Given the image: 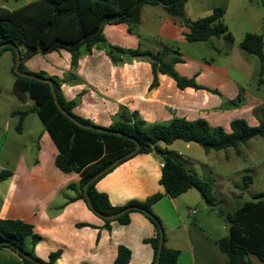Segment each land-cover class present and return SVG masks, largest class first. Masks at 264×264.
<instances>
[{
    "label": "crops",
    "instance_id": "obj_1",
    "mask_svg": "<svg viewBox=\"0 0 264 264\" xmlns=\"http://www.w3.org/2000/svg\"><path fill=\"white\" fill-rule=\"evenodd\" d=\"M148 6L157 5L148 4L142 8L139 27L144 36L176 41L181 48L193 44L198 47L197 43L186 41L183 34L189 29L177 23L162 6L159 5L161 10L157 13L147 16L144 8ZM254 6L250 13L256 17L252 29L245 31L238 40L233 34L235 45L229 55L219 54L214 49L223 46L222 40H217L206 45L218 61L212 59L204 63L182 54V61L175 65L177 72L188 78L196 76L198 84L218 90L226 100L235 99L244 89V83L230 75L231 69L247 79L249 74H257L260 69L257 57L246 54L240 47L247 33L262 32L264 36V12L258 4ZM239 14L245 15V9ZM148 24L154 25L153 33L148 31ZM103 32L115 46L136 48L139 45L138 36L130 33L123 23L106 25ZM43 57L45 61L38 56L28 59L27 70L46 72L58 78L62 81L61 90L66 100L79 98L73 112L103 127H109L119 108L125 106L139 112L149 123L168 122L179 116L188 120L205 119L211 126H222L230 132V123L235 119H245L249 125L257 126L255 112L264 105L263 100L251 98L245 91L247 103L234 109L224 108L218 95L206 89H180L164 74L158 75V85L151 88L153 73L147 61L132 59L114 64L105 51L97 47L81 56L76 71L71 69L70 56L66 52L60 55L53 52ZM252 90L255 94L264 93V85L260 89L256 83ZM176 143L161 146L173 151L171 148ZM185 147L190 149V143ZM57 153L40 119L26 130L22 127L21 132L11 130L6 124L0 132V174L9 172V175L0 179V219H19L33 225L41 239L33 247L28 238L26 246L44 262L58 252L56 264H117L118 249L124 246L131 252L126 264H153L154 249L145 240L157 235L155 225L144 214L134 211L128 224L112 221L107 228L83 199L70 200L79 190L70 189L69 185L78 184L80 177L76 173L64 174L57 168ZM162 167V161L154 152L139 153L100 179L96 189L107 194L115 207H123L130 201L144 202L154 194H163L152 209L165 228V244L180 252L177 264H228L227 255L217 243L221 237L208 233L198 218L192 216L194 211L192 213L190 207L180 210L179 199L193 197L194 190L177 198L169 197L160 183ZM249 259L252 264H264L256 256L251 255ZM0 264L23 262L16 253L2 248Z\"/></svg>",
    "mask_w": 264,
    "mask_h": 264
},
{
    "label": "trees",
    "instance_id": "obj_2",
    "mask_svg": "<svg viewBox=\"0 0 264 264\" xmlns=\"http://www.w3.org/2000/svg\"><path fill=\"white\" fill-rule=\"evenodd\" d=\"M189 0H34L18 9L9 10L0 7V46L7 44L0 51L10 48L14 52L16 61V48L24 46L26 51L22 54L19 69L23 71V62L35 55H43L60 49L71 53V69L76 71L82 55L91 53L97 47L105 51L114 64L125 60L147 61L152 68L153 81L151 88L158 85V75L171 77L180 89L192 87L206 89L223 100L224 108H238L245 104L243 92L233 100H226L223 95L214 89L197 83L196 76L191 78L180 75L175 65L182 61L180 48L176 44H163L156 52L142 51L141 49H125L112 45L106 40L103 30L109 24H127L130 33L141 24L142 8L145 5H160L167 13L189 29L184 37L189 43L211 42L215 38H223L221 48L214 49L219 54L229 55L234 45L233 34L224 23L225 11L216 8L210 15L190 21L185 17V7ZM264 10V3H261ZM241 49L250 55H255L260 63L257 85H264V36L263 33H247L241 44ZM25 70V69H24ZM28 74L52 79L57 98L61 108L71 115L77 122L66 116L56 105L50 84L38 80L16 76L13 91L22 102L33 99L36 103L33 109L44 129L51 136L56 148L55 164L64 174L76 173L80 177L78 184H70L69 188L79 190L74 200L83 199L88 208L103 219L109 228L112 221L126 225L130 222V214L134 211L144 214L156 227L155 238L146 239L154 249V261L158 255L161 230L165 231L161 219L154 213L152 206L163 194L157 193L144 202L130 201L123 207L112 206L107 194L98 192L96 184L105 175L117 166L139 153L154 152L163 163L160 183L166 194L177 198L190 189L197 190L208 205H213L215 197L212 194L213 186L210 181L203 180L192 173L182 162L178 155L163 148L161 144L169 146L176 141L199 144L206 153L238 147L256 137H264V121L258 126H251L245 119H235L230 123L231 131L222 126L213 127L205 119L188 120L174 116L168 122L149 123L141 118L139 112L131 111L121 106L113 117L109 127L96 125L93 121L76 115L73 109L78 105L79 98L68 101L63 96L61 83L58 78L51 77L45 72L23 71ZM77 80L81 81L77 76ZM1 93V87H0ZM22 120L28 112H19ZM21 122L16 127L21 132ZM85 124L100 129H109L120 133H104L79 125ZM140 143V150L135 155L120 161L113 169L91 182L87 193L92 204L88 205L84 188L97 173L113 164L118 158L134 150ZM9 172L0 174V179L7 177ZM253 183L250 175H245L243 187L248 188ZM242 187V186H241ZM134 206V207H132ZM127 207H131L121 216L106 220L103 216L115 214ZM227 220V234L218 239L220 250L228 257V264H252L249 256H256L264 262V192L253 196V200L244 201L232 211L223 215ZM31 238L34 247L41 239L35 233L33 225L19 219H0V249L8 248L16 253L23 264H35L21 254L27 253L41 264H56L60 254L53 253L49 261L44 262L35 256L33 249L26 246L27 239ZM179 250L167 248L164 245L159 264H177ZM131 252L128 248L120 246L117 264L129 262Z\"/></svg>",
    "mask_w": 264,
    "mask_h": 264
},
{
    "label": "rangeland",
    "instance_id": "obj_3",
    "mask_svg": "<svg viewBox=\"0 0 264 264\" xmlns=\"http://www.w3.org/2000/svg\"><path fill=\"white\" fill-rule=\"evenodd\" d=\"M32 1L34 0H0V7L15 10ZM254 3L258 4L263 10L261 3H264V0H189L185 7V17L190 21H194L210 15L216 8H222L225 11L223 21L229 27V31L234 34L236 40H238L243 37L245 31H249L253 27V20L256 17L250 15V13H253V7H255ZM158 9L161 10L159 5L148 6L144 8V13L148 16L149 14L157 13ZM243 9H245V15L239 14ZM249 9L251 11H249ZM173 19L180 25L185 26L180 23V19H176L174 17ZM148 26V31L153 33L154 25L148 24ZM103 34L105 36L104 32ZM144 34L145 33L143 31H140V27L136 28L134 35L138 36V47L125 49H141L142 51L156 52L159 48H161V43L176 44L180 48L181 55L186 54L194 57L195 59H199L204 63H209L212 59H214V61H218V58L212 50L208 49L206 44H213V42L217 40H222L224 43L223 38H215L212 39V43H197L198 47L196 48L193 47L194 44L189 48H181L176 41H169L158 36H144ZM106 40L111 44L107 38ZM19 50L21 52V56L26 51L24 46H20ZM53 52L59 55L62 54V52H66L70 56L71 65V53L69 51L60 49ZM34 56H38V59L45 61L43 54L41 53H36L32 57ZM200 57H203V59ZM28 59L23 62L21 68L23 71H27L26 62ZM15 62L14 52L10 48L3 51L0 55V132L4 129L6 124H8L10 129L13 131L16 127H18L22 120V115L19 112H28L21 123V126L25 130L39 122L38 115L33 110L36 106L35 101L33 99H28V102H22L13 91V84L16 78L13 73ZM257 64H259L258 58ZM257 67L259 69V65H257ZM20 71L23 72L22 70ZM23 73L28 74L27 72ZM230 75L234 79L240 80V82L244 83V89L241 90L243 92L245 103L248 101L245 91L252 96L251 98H258L259 100L264 101L263 92V94H255L252 90L256 86V79H258L259 70L257 71V74L254 72L252 75L249 74L248 79L243 77L242 74L238 73L234 69H231ZM259 88L262 89V87ZM255 114L258 118L259 125L261 121H264V105L260 106ZM186 144L187 143L183 141H177L176 145L171 148L173 150L171 152L179 155V158L192 173L197 174L203 180L210 181L212 183V194L215 197V201L213 205H208L200 193L193 189V197H181V199H179L180 210L190 207L192 209V213L194 211V215L192 214V216L198 218L200 224L205 228V230L214 237L220 238L227 233L228 226L227 220L223 215L232 211L244 201L253 200L254 195L264 192V137L256 136L250 139L247 144L238 147L240 150L239 153H237L234 148H227L219 151L213 150L206 153L199 144L190 143V149H186ZM245 175H250L253 178V183L250 184L248 188L243 187V179ZM165 245L167 247V244Z\"/></svg>",
    "mask_w": 264,
    "mask_h": 264
},
{
    "label": "water",
    "instance_id": "obj_4",
    "mask_svg": "<svg viewBox=\"0 0 264 264\" xmlns=\"http://www.w3.org/2000/svg\"><path fill=\"white\" fill-rule=\"evenodd\" d=\"M7 44H2L0 46V51L3 47H5ZM16 62H15V66H14V72L20 76H24V77H27V78H30V79H34V80H38V81H41V82H47L50 84V87H51V90H52V93H53V96H54V99H55V102H56V105L58 106V108L66 115L68 116L71 120L77 122L71 115H69L67 112H65L60 104H59V101H58V98H57V94H56V90H55V86H54V83H53V80L52 79H47V78H44V77H41V76H36V75H28L26 73H23L19 70V66L22 62V56H21V52L18 48H16ZM79 125L81 127H84V128H89V129H92V130H95V131H99V132H104V133H114V134H118V135H121L120 133L118 132H115V131H112V130H109V129H100V128H97V127H92V126H88V125H85V124H81L79 123ZM140 143H137V146L134 148V150L130 151L129 153H127L125 156H122L120 158H118L113 164H111L109 167L105 168L104 170L100 171L99 173H97L89 182L86 183L85 185V188H84V192H85V197L87 199V202H88V205L92 208V204H91V201L89 199V196H88V193H87V188L89 186V184L93 181H95L96 179H98L100 176L104 175L105 173H107L108 171H110L111 169H113L120 161L124 160V159H127L133 155H135L136 153L139 152L140 150ZM134 207V206H132ZM131 207H127L115 214H112V215H107V216H103L104 219L106 220H112V219H115L119 216H121L122 214H124L125 212H127ZM163 245H164V231L161 230L160 232V240H159V248H158V255H157V259H156V264H159L160 263V258H161V253H162V249H163ZM21 254H23V256L25 258H27L28 260L34 262L35 264H41L37 261H35L31 256H29L27 253H24L23 251H21Z\"/></svg>",
    "mask_w": 264,
    "mask_h": 264
}]
</instances>
